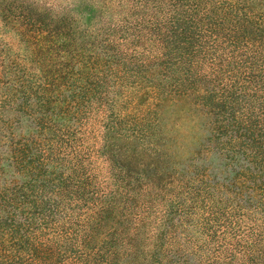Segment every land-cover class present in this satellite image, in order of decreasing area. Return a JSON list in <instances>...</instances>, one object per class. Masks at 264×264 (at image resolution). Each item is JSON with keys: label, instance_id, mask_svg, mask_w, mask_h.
Here are the masks:
<instances>
[{"label": "trees", "instance_id": "trees-1", "mask_svg": "<svg viewBox=\"0 0 264 264\" xmlns=\"http://www.w3.org/2000/svg\"><path fill=\"white\" fill-rule=\"evenodd\" d=\"M4 1L0 264H264V0Z\"/></svg>", "mask_w": 264, "mask_h": 264}, {"label": "rangeland", "instance_id": "rangeland-1", "mask_svg": "<svg viewBox=\"0 0 264 264\" xmlns=\"http://www.w3.org/2000/svg\"><path fill=\"white\" fill-rule=\"evenodd\" d=\"M19 2V1H24V0H12V2ZM31 3H33L34 6H38L40 9L41 8H54L58 9V5H63L65 7H68L71 9L72 12L76 11H82V12H88V11H94L96 14H104L107 16H111L112 13L110 12L111 9H119L120 11H124V13H128V9L130 8L128 0H108V6L105 8H99V9H94V2L92 0H29ZM6 1L0 0V5H4ZM32 5V6H33ZM70 5V6H66ZM42 10V9H41ZM83 16H86L84 14ZM174 112H177V109L171 110V107L166 109V113L168 116L173 115ZM188 126L187 124L183 125V129H187ZM188 148V147H187ZM189 149V148H188ZM99 264H102L100 262ZM117 264H120L117 262ZM125 264V263H123Z\"/></svg>", "mask_w": 264, "mask_h": 264}]
</instances>
